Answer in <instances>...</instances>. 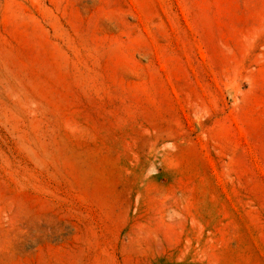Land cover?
<instances>
[{
  "label": "rangeland",
  "instance_id": "374dc122",
  "mask_svg": "<svg viewBox=\"0 0 264 264\" xmlns=\"http://www.w3.org/2000/svg\"><path fill=\"white\" fill-rule=\"evenodd\" d=\"M0 264H264V0H0Z\"/></svg>",
  "mask_w": 264,
  "mask_h": 264
}]
</instances>
